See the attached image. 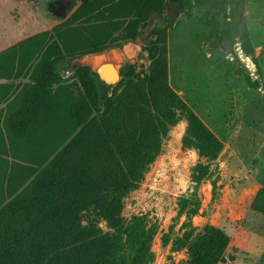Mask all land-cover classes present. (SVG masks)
Wrapping results in <instances>:
<instances>
[{"label":"trees","instance_id":"obj_1","mask_svg":"<svg viewBox=\"0 0 264 264\" xmlns=\"http://www.w3.org/2000/svg\"><path fill=\"white\" fill-rule=\"evenodd\" d=\"M79 1L76 7L74 0H52L51 15L62 21L53 34L33 35L0 52V80L28 75L31 82L6 104L0 125L2 155L10 158L0 167V264H152L157 223L145 215L124 218L125 197L137 189L179 120L185 121L181 148L199 159L190 170L194 187L207 179L223 147L170 88L163 30L144 48L146 74L122 75L101 106L97 77L88 68H77L71 82L55 73L65 59L135 41L153 12L179 0ZM224 34L237 37L243 54L251 55L245 28L239 34L229 23ZM244 80L250 83L248 76ZM176 204L180 234L170 238V225L160 242H170L173 252L184 250L179 264L232 261L225 258L222 230L192 226L196 191ZM249 208L264 215V188Z\"/></svg>","mask_w":264,"mask_h":264},{"label":"rangeland","instance_id":"obj_2","mask_svg":"<svg viewBox=\"0 0 264 264\" xmlns=\"http://www.w3.org/2000/svg\"><path fill=\"white\" fill-rule=\"evenodd\" d=\"M51 1L0 0V52L33 35L53 34L62 21L52 17ZM74 1L77 7L80 1ZM166 4V16L162 10L153 12L135 41L100 54L65 59L57 64L56 72L69 79L79 67L93 73L95 60L107 58L115 61L120 77L130 71L144 76L149 64L144 48L157 30H163L170 88L223 147L210 163L207 179L194 187L190 170L199 159L193 150L181 148L185 121L179 120L162 139L160 153L137 189L125 197L122 216L145 215L157 223L150 248L152 264H179L186 259L184 250L171 251L170 242L162 246L160 236L170 225V238L180 234L183 217L174 220L177 199L195 190L199 209L191 224L197 229L208 224L225 233V258L233 260L222 264H264V215L249 208L257 190L264 188V0ZM229 23L239 34L246 29L251 55L243 54L237 37H226L224 28ZM244 76L249 77V84ZM95 83L101 106L114 85L103 88L97 79Z\"/></svg>","mask_w":264,"mask_h":264},{"label":"crops","instance_id":"obj_3","mask_svg":"<svg viewBox=\"0 0 264 264\" xmlns=\"http://www.w3.org/2000/svg\"><path fill=\"white\" fill-rule=\"evenodd\" d=\"M24 40V39H23ZM22 41V40H21ZM68 60V59H66ZM73 61V60H71ZM57 66V65H56ZM56 67H55V73L57 75H59L62 78H66L62 75H60L58 72H56ZM13 79L10 80H0V125L1 122L4 118V115L6 113V104L10 103L11 100L13 99V97L15 96V94L20 90V88L24 85V84H31V82L28 79V75L26 76H19L18 78H16V82H14V84H12ZM72 80L70 79L69 82H71ZM19 82V83H18ZM18 86V87H17ZM17 87V88H16ZM2 132V130H1ZM2 152H4V148H3V142L0 139V167L3 164V159L8 160V162L10 161V158L8 156H3ZM4 170V169H2ZM0 172H1V168H0ZM20 173V170L19 172Z\"/></svg>","mask_w":264,"mask_h":264},{"label":"water","instance_id":"obj_4","mask_svg":"<svg viewBox=\"0 0 264 264\" xmlns=\"http://www.w3.org/2000/svg\"><path fill=\"white\" fill-rule=\"evenodd\" d=\"M164 16H166L167 8L163 6ZM237 40V39H236ZM92 72L96 75L97 79L105 86L115 85L119 79V71L115 66L114 60H104L92 66Z\"/></svg>","mask_w":264,"mask_h":264},{"label":"bare ground","instance_id":"obj_5","mask_svg":"<svg viewBox=\"0 0 264 264\" xmlns=\"http://www.w3.org/2000/svg\"><path fill=\"white\" fill-rule=\"evenodd\" d=\"M104 60H111V59H107V58H98L97 60H95L94 64L99 63L100 61H104Z\"/></svg>","mask_w":264,"mask_h":264}]
</instances>
